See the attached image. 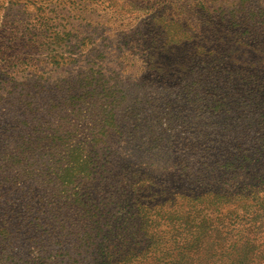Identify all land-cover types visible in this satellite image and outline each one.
I'll use <instances>...</instances> for the list:
<instances>
[{"label":"rangeland","instance_id":"obj_1","mask_svg":"<svg viewBox=\"0 0 264 264\" xmlns=\"http://www.w3.org/2000/svg\"><path fill=\"white\" fill-rule=\"evenodd\" d=\"M156 210L264 264V0H0V264H166Z\"/></svg>","mask_w":264,"mask_h":264},{"label":"trees","instance_id":"obj_2","mask_svg":"<svg viewBox=\"0 0 264 264\" xmlns=\"http://www.w3.org/2000/svg\"><path fill=\"white\" fill-rule=\"evenodd\" d=\"M191 211H188L184 215H171L165 216L161 211L156 210L154 211L152 217L150 219H146L145 226L142 225L141 227H137L138 229L142 230V234L146 235L147 237L143 239V249L147 253L156 252L155 246L157 243L162 245H166L169 248L175 246L173 251H168L167 255H161V259L166 260L167 258H171L172 256L188 258L189 251L190 254H195L198 250L196 249L197 245L200 243L199 239L192 241L186 249H182L183 246H187V242H189L194 233V229L201 228L202 231H209L207 225H200L195 219L190 217ZM186 216V217H185ZM185 217V218H183ZM179 228V230H176ZM181 228L184 230L182 231ZM181 231V232H179ZM200 231L202 234L203 232ZM180 233V235H178ZM189 234V235H188ZM200 234H198L199 236ZM198 236L196 238H198ZM131 241H135L131 239ZM172 241V243H170ZM141 244V243H140ZM169 250V249H167ZM130 253L132 257L126 259L125 264H130L132 260L138 261L140 260L137 254H132L130 250L125 251ZM231 256L227 260L225 258H221V256L215 261L217 264H233L230 262ZM166 264H171V261H165Z\"/></svg>","mask_w":264,"mask_h":264}]
</instances>
